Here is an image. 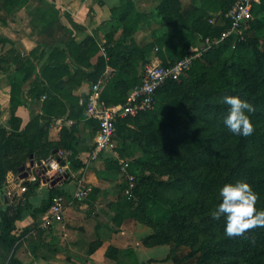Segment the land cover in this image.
<instances>
[{
  "label": "trees",
  "instance_id": "1",
  "mask_svg": "<svg viewBox=\"0 0 264 264\" xmlns=\"http://www.w3.org/2000/svg\"><path fill=\"white\" fill-rule=\"evenodd\" d=\"M23 1L4 0L1 2L0 0V9L3 4V6L5 4L20 5ZM215 2L216 0H160L152 11V17L164 24L166 29L161 35L151 41L141 43L137 40L135 34L151 18L147 17L146 12L137 8L131 0H121L118 9L112 11V19L116 20V22L110 24L105 31L106 41L103 45L106 48V56L101 53L95 63L91 62V57L102 51L99 43L93 38H89L82 43L71 41L68 49L77 63L87 67L92 66L87 71L86 78L91 83L98 81L102 83V99L108 104H123L126 102L130 89L138 84L141 79L142 72L139 76L136 72H130V70H134L130 67L133 59L143 58L145 64H148V54L158 48L157 54L163 58L160 63L164 66L171 65L190 53L188 52L189 42L187 41L188 46H183L181 41L187 39L193 32H202L204 37L211 39V47L204 54V59L209 64L213 63L211 60L212 54L234 45L232 56L228 60H218V63L214 65L211 71H205L203 65L200 64V59L195 58L191 68L188 70L192 71V77L190 76L186 80L188 81L189 79L188 87L192 90V99L196 103L202 104L203 112L211 114L209 121L213 122L212 117H214L218 123L221 122L224 128L226 126L223 123V118L227 114L229 106L223 103V96L239 95L255 106V111L250 114L255 125V131L252 135L243 136L234 134L229 130L223 131L224 133H229L232 137L234 163H226L217 167L219 171H217L218 180H215V187L219 190L226 183L246 180L258 193V198H264V51H260L261 47H259L264 45V38L263 40L260 37L241 40L243 38L232 34L224 41L215 43L214 40L219 38L222 31L229 27V22L225 20L224 13L231 7L234 0H224L219 9L221 20L219 19L216 23H210L209 19L215 15L211 10ZM263 22L264 0H261L260 3L253 5L252 18L247 22V27L249 26L252 29L259 28ZM117 34V38H114ZM165 45H168L167 48L177 53V59L168 60L164 57L167 51L166 49L164 50ZM59 53L64 54L63 51H59ZM246 56L250 57L251 66L246 63L244 59ZM55 58L57 61L52 66V74L63 76L68 73L65 63L59 57ZM14 59L17 61L18 55ZM111 67L114 69L113 72L102 82L104 74ZM236 67H239L237 72L234 70ZM239 74L242 76H239ZM180 79L181 77L178 80L169 79L158 88L156 104L153 109L136 117L120 118L116 123V131L120 132V136L121 134L126 136V132L129 130L131 139H136L137 137L143 139V156L148 154L144 158L145 161L156 162L161 159L167 162L174 161L176 168L183 169L189 173V168L181 162L183 156L180 150L197 158H202V156L212 157L214 153L213 157L217 158V160H219L223 152L219 146L216 147L209 144L210 142L215 143V141L220 142V134L217 136L213 134L199 136L197 133H193L196 132V129H193L189 124L182 127H177L173 124L170 119L172 118V109L181 106L183 98L181 99L180 96L176 95L172 99L170 98L171 100L168 98V103L160 104V100L166 99L177 90V82ZM205 83H208L210 88L203 89L201 85ZM31 90L37 91L35 94L31 91L30 94L32 96L40 97L46 92L47 88L42 85V82H37ZM21 93V82L13 80L9 105L11 113L10 126L7 128L0 124V192L4 191L7 173L11 171L14 174H21L20 168L26 165L32 155L38 163H41L44 158L56 154L54 150L70 149L72 151V157L70 158L71 167L78 168L82 166L80 159L77 157L78 150L76 148L79 141V137L76 135L78 124L76 123L72 128H69L67 137L57 143L49 140L48 133L41 125L39 118L32 119L26 126L20 128L21 120L16 116L15 110L22 103ZM214 96L220 98L214 100ZM87 97L88 95L84 98V103ZM184 105L187 106V104ZM191 108L192 106L189 105L185 109V114L189 119L204 118L201 114H193ZM43 109L50 115H57L62 111L60 102L53 95H48L44 100ZM140 118L142 125L138 126ZM170 126L176 131L168 129ZM190 133L193 134L194 145L182 140L184 136H188ZM200 144H202V148L197 149ZM162 149L167 151L164 152ZM117 168L120 169L119 166ZM136 169L135 163L132 162L130 170L136 176L137 182L133 195H125L126 198L130 202L138 203V208H142V212L154 218L155 221L159 223L169 222L181 210V206L170 193L175 190H181V186L174 179H157L150 175H138L135 172ZM37 178L40 179L39 174H37ZM151 178L156 183L154 190H141L140 186ZM125 182L124 187L126 188V178ZM209 182L211 180H206L202 183L205 185ZM38 183L37 181L24 180L23 185L26 186L27 190L23 196L15 198L13 203L6 202L4 206L0 207V244L5 250L12 252V263L24 264L14 255L19 236H16L13 231L16 229V221L22 217L23 212L31 208L26 196L30 189L36 187ZM58 193L64 192L54 185L51 188L50 202L44 210L49 207L53 195ZM149 201H152L151 208L147 207ZM259 209H264V202ZM132 215L136 216L134 212ZM180 215L183 221L180 222V226L183 227V225H186L188 217L184 212ZM211 219L222 225L221 227L224 229L226 221L223 217L220 219L212 217ZM253 232L258 237L262 234V239L252 235ZM245 233L247 237L241 248L242 261L231 256L232 253H238L233 246L227 247V245L236 241L237 236L229 237L223 235L222 240L225 246L205 245L202 250L196 251L200 252V254L195 264H264L263 233L260 232L259 227L249 229ZM144 242L151 244L167 243V241L151 242L147 238L144 239ZM111 249L117 251V249L111 247L108 249L107 254L110 253ZM121 253L130 257L132 264H154L169 260L167 256L162 259L150 258L141 262L137 259L133 248L123 250ZM123 264L125 263L123 262Z\"/></svg>",
  "mask_w": 264,
  "mask_h": 264
},
{
  "label": "crops",
  "instance_id": "2",
  "mask_svg": "<svg viewBox=\"0 0 264 264\" xmlns=\"http://www.w3.org/2000/svg\"><path fill=\"white\" fill-rule=\"evenodd\" d=\"M131 1L150 18L159 3V0L153 5L151 0ZM120 4L121 0H24L20 5L3 4L0 9V124L10 126L11 83L20 81L22 103L15 110L21 120L20 128L39 118L49 140L57 143L63 141L67 130L77 123V157L82 163L81 167H70L68 177L56 182V187L68 194L69 200L64 218L48 227L43 225L47 213L44 208L50 202L53 186L43 182L41 176L37 178L36 168L42 172V162L50 155L41 163L34 157L32 167L29 166L31 159L26 163L27 172L39 183L26 196L31 208L23 212L13 231L19 236L14 255L24 264H132L131 258L121 253L128 248H133L141 262L169 255L168 244L128 238L126 225L133 220L122 211L123 175L117 167L132 140L130 131L125 137L116 136L114 147L91 158L98 123L85 113L84 98L92 87L86 78L92 66L77 63L68 49L71 41L82 43L89 38L96 40L101 49L106 41L105 31L116 22L112 11ZM101 53L91 57V62L95 63ZM55 57H59L68 70L62 77L52 74ZM108 73L109 68L102 82ZM37 82L47 88L40 97L30 94ZM48 95L57 97L60 102L62 111L57 115L43 109ZM10 173L6 176L4 194L9 190ZM79 183L87 189V194L73 200L70 196ZM111 247L117 251L111 249L107 254ZM11 254L0 244V264H19L11 262Z\"/></svg>",
  "mask_w": 264,
  "mask_h": 264
},
{
  "label": "rangeland",
  "instance_id": "3",
  "mask_svg": "<svg viewBox=\"0 0 264 264\" xmlns=\"http://www.w3.org/2000/svg\"><path fill=\"white\" fill-rule=\"evenodd\" d=\"M152 5L158 0H151ZM160 1V0H159ZM224 0H216V2L212 5V13L214 16H218L220 5ZM154 8V7H153ZM166 29V26L161 22L151 17L150 21H147L143 24L142 28L135 34V37L141 43H146L151 41L153 38L161 35ZM118 34L114 36L117 38ZM254 37H260L262 40L264 38V22L261 26L255 29L246 28L244 31L243 39L247 40L252 39ZM184 39V38H183ZM207 37H204L201 32H193L187 39L181 41V45L188 46L187 41L189 42L188 52H200L201 54L197 57L200 59V64L203 65V69L205 71H211L215 64L218 63V60H228L232 56V50L235 48L232 45L229 48H224L222 51L212 54V64H209L204 59L205 52L211 47L206 43ZM182 46V47H183ZM206 46V47H205ZM164 50L166 49V57L168 60L177 59V53L167 48L168 45L164 46ZM205 47V48H204ZM260 51H264V45L259 46ZM204 48V49H203ZM158 48H156L153 52L148 54V63L162 61L161 55L157 54ZM245 61L249 66H251L250 57L246 56ZM145 66V62L143 58H136L130 64V67L134 70H130V72L138 73V76L141 74L143 67ZM264 66V63H263ZM113 68H109V73L113 72ZM235 72L239 70V67H236ZM250 73V71H248ZM192 77V71H187L181 76V79L177 82L178 88L175 92L171 93L169 97L166 99L160 100V104L164 105L168 103L172 97L178 95L183 98L181 100L182 105L178 106L175 109H172L171 121L175 126H191L193 129H196V132L199 136H205L209 134H213L217 136L220 134V142L215 141V143L208 142L214 146H219L220 150L223 154L220 156L219 160L217 158L202 156V158H197L192 154H187L183 150H180L182 154L181 162L184 163L189 168V173L185 172L183 169H178L175 166L174 161L167 162L165 160H157L156 162L145 161L144 158L147 157L148 154L143 156L144 147H143V139L137 137L136 139H132L131 142L127 145L125 153L123 152V157L130 160L131 163H135L136 174L140 175H150L155 178L162 179H174L181 186V190H175L170 194L177 200L178 204L181 206V210L178 211V215L173 217L169 222L159 223L154 220V218L144 214L142 212V208H138L136 202H130L129 199L126 198L124 186H125V178L122 176V211L126 213L129 218L133 220L131 223H126V233L129 236L128 238L135 240L144 241L147 238L148 241L157 242V241H167L170 251H169V260L167 262H157L154 264H195L200 252H196L197 250H202L205 245L215 244L216 246H225V243L222 240V236L225 235L224 229L221 227L222 225L218 224L214 220H212L211 212L221 201V197H219V190L215 187V180H218V166L226 163H234V151L232 149L233 142L231 141V135L229 133H224L228 131V129L223 127L221 122L218 123L217 119L212 117L213 122L209 121L211 118L210 113H205L202 111V104L196 103L192 99V90L188 87L187 78ZM239 76H242L239 74ZM107 77V78H108ZM186 80V81H185ZM201 87L203 89L210 88L208 83L202 84ZM103 88V85H102ZM171 98V99H170ZM220 97L214 96V100H218ZM187 106H192V113L195 115H203L204 118H196L194 120L189 119L185 114V109ZM170 116V114H169ZM223 118V116H221ZM222 121V120H221ZM142 122H138V126H141ZM168 129L172 131L174 130L171 126ZM224 131V132H223ZM119 133V134H118ZM177 134V133H176ZM125 137V134H121V137ZM116 136L120 137V132L116 131ZM193 134L190 133L188 136H184L182 138L183 141L194 145ZM202 148V144L197 146V149ZM166 152V149H162ZM161 151V150H159ZM142 159L141 161H139ZM144 162V163H143ZM176 162V161H175ZM220 162V163H219ZM210 178V179H209ZM206 180H211V182L207 184H203L202 182ZM137 182V178H136ZM6 183V182H5ZM155 184L153 179L146 180L142 186H140L141 190L148 191L149 189L154 190ZM6 185V184H5ZM23 183L21 184V186ZM14 190V193L8 195V193L4 194L5 191L0 192V207L4 206L6 202L13 203L15 198H21L23 196L20 187ZM5 188V187H4ZM5 190V189H4ZM22 193V194H21ZM21 194V196H20ZM7 200V201H6ZM264 198H258L256 202V207L259 209L263 205ZM148 208L152 207V201L148 202ZM135 213L136 216H133L132 213ZM182 212L187 214L188 220L186 221V225L183 227L180 226V222H183L182 216L180 215ZM181 216V217H180ZM260 232L263 233L264 237V227H259ZM126 235V236H127ZM256 238H261L256 233H252ZM247 234H243L236 237V243L232 242L227 245V247H232L237 250L238 253H232L231 256L233 258H237L239 261L243 260V256L241 254V248L243 246L244 240L246 239ZM34 237L32 236L31 241H33ZM262 239V238H261ZM137 240V241H138ZM195 252V253H194ZM222 255V254H221ZM224 256V255H223Z\"/></svg>",
  "mask_w": 264,
  "mask_h": 264
},
{
  "label": "built area",
  "instance_id": "4",
  "mask_svg": "<svg viewBox=\"0 0 264 264\" xmlns=\"http://www.w3.org/2000/svg\"><path fill=\"white\" fill-rule=\"evenodd\" d=\"M260 2L261 0H234L231 7L224 13V18L229 22V27L223 30L220 37L215 39L214 42L220 43L232 34L243 38L247 22L252 18L253 5ZM219 19L221 20V17L218 14V16L210 18L209 21L210 23H216ZM206 43L208 46H211L212 43L209 37H207ZM101 50L103 55L106 56L107 52L104 45L101 46ZM200 54V52H191L168 66H164L159 62L145 64L140 81L130 89L126 102L123 104L106 103L102 99V83L100 81L93 82L87 100L84 103L85 113L98 123V131L91 151V158H97L105 149L114 147L117 130L116 123L120 118L136 117L143 112L153 109L156 104V92L158 88L169 79L178 80L191 68L194 59ZM71 157L72 151L70 149L58 150L56 154L50 155L49 158L42 162V173L51 179L59 178L58 182L65 180V175L68 174L71 167ZM62 161H64V164H62ZM131 166L130 160L119 158L120 172L127 180L125 194L128 196L133 195V190L136 186V176L131 172ZM8 176V195L13 194L17 186L19 188L24 180H36L35 176L29 175L22 178L21 174H14L13 172ZM20 189L21 191L27 190L25 185H22ZM86 194L87 189L79 183L70 198L73 200L81 199ZM68 200L69 195L66 193L53 195L43 221L44 227L60 222L64 218Z\"/></svg>",
  "mask_w": 264,
  "mask_h": 264
},
{
  "label": "clouds",
  "instance_id": "5",
  "mask_svg": "<svg viewBox=\"0 0 264 264\" xmlns=\"http://www.w3.org/2000/svg\"><path fill=\"white\" fill-rule=\"evenodd\" d=\"M223 103L229 106L223 118L228 130L237 135H252L255 125L250 114L255 111V106L239 95H225ZM219 197L222 199L211 215L214 219H225L226 236H239L249 229L264 227V209L256 207L258 193L248 181L237 180L224 184L219 189Z\"/></svg>",
  "mask_w": 264,
  "mask_h": 264
},
{
  "label": "water",
  "instance_id": "6",
  "mask_svg": "<svg viewBox=\"0 0 264 264\" xmlns=\"http://www.w3.org/2000/svg\"><path fill=\"white\" fill-rule=\"evenodd\" d=\"M54 152H57V150H54ZM62 164H64V161H62ZM34 165H35V160H34V156L32 155V156H31V160H30V162H29V166L32 167V166H34ZM26 167H27V166L24 165V166H22V167L20 168V171H21V177H22V178H25V177L29 176V173L27 172ZM36 171H37V173L41 176L43 182H50V184H51L52 186H54V185L56 184V182L59 180V178H52V179H51L50 177H48V176H46L45 174H43L38 168H36ZM65 177H68V174H66ZM6 201H7V200H6Z\"/></svg>",
  "mask_w": 264,
  "mask_h": 264
}]
</instances>
